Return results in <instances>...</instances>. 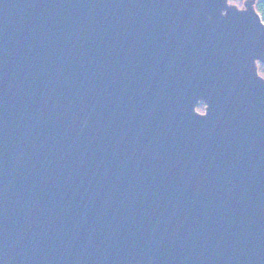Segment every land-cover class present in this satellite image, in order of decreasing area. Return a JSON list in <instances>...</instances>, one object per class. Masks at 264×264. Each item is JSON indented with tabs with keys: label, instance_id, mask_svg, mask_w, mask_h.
Here are the masks:
<instances>
[{
	"label": "water",
	"instance_id": "95a60500",
	"mask_svg": "<svg viewBox=\"0 0 264 264\" xmlns=\"http://www.w3.org/2000/svg\"><path fill=\"white\" fill-rule=\"evenodd\" d=\"M255 1L0 0V264H264Z\"/></svg>",
	"mask_w": 264,
	"mask_h": 264
},
{
	"label": "trees",
	"instance_id": "16d2710c",
	"mask_svg": "<svg viewBox=\"0 0 264 264\" xmlns=\"http://www.w3.org/2000/svg\"><path fill=\"white\" fill-rule=\"evenodd\" d=\"M232 2L236 3V4H241L242 0H231ZM255 9L256 11L260 14L261 18L264 21V0H257L255 2ZM258 70L259 73L264 76V64L262 63H258ZM202 104L199 105L198 109H202Z\"/></svg>",
	"mask_w": 264,
	"mask_h": 264
},
{
	"label": "rangeland",
	"instance_id": "374dc122",
	"mask_svg": "<svg viewBox=\"0 0 264 264\" xmlns=\"http://www.w3.org/2000/svg\"><path fill=\"white\" fill-rule=\"evenodd\" d=\"M256 1H257V0H256ZM256 1H255V2H256ZM230 2H231V3H234V2H232L231 0H230ZM242 3H243V0H242L241 4H239V5L236 4V3H234V4H236V5H238V6H242ZM198 107H199V106H198ZM198 107H197V110H198L199 112H202V111H203V106H202V109H198Z\"/></svg>",
	"mask_w": 264,
	"mask_h": 264
}]
</instances>
